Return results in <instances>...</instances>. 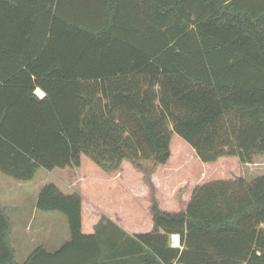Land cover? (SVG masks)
Instances as JSON below:
<instances>
[{
	"label": "trees",
	"instance_id": "1",
	"mask_svg": "<svg viewBox=\"0 0 264 264\" xmlns=\"http://www.w3.org/2000/svg\"><path fill=\"white\" fill-rule=\"evenodd\" d=\"M174 134L203 163L264 154V0H0V173L129 161L148 172L153 233L179 235L175 264H264V174L206 181L183 212L159 208L151 171H176ZM35 206L63 215L70 238L21 264L94 263L80 194L48 181ZM10 225L0 207V264H19Z\"/></svg>",
	"mask_w": 264,
	"mask_h": 264
},
{
	"label": "crops",
	"instance_id": "2",
	"mask_svg": "<svg viewBox=\"0 0 264 264\" xmlns=\"http://www.w3.org/2000/svg\"><path fill=\"white\" fill-rule=\"evenodd\" d=\"M34 93L39 98L45 95L39 87L35 88ZM220 160L239 166L235 157L219 158L210 163H203L198 158L195 163L197 167L207 169L205 166L218 164ZM86 165H92L99 171L82 170L75 174V169H83ZM170 167L168 161L159 165L151 175L155 197L162 211L183 212L196 175L191 177V172L181 169L182 173L173 179L174 173ZM179 168L183 166L179 165L175 169ZM121 179L118 171L105 173L85 157H82L77 168L54 169L47 173L39 169L30 181H17L0 173V207L11 223L9 240L14 250V260L23 263L38 246L55 251L70 238L68 224L61 219L60 213L42 212L35 206L40 188L51 181L62 192H76L82 198L81 229L85 234L96 232L94 244L85 252L94 259V263L89 264H175L174 250L183 249L179 235L166 234L161 229L153 233L149 189L145 188L143 193L130 194V203L126 204L128 201L124 203L125 191ZM201 179L203 183L210 181ZM101 216L108 220L99 222ZM137 234L149 235L141 240ZM16 253L20 256L17 257ZM74 254L69 253L68 257Z\"/></svg>",
	"mask_w": 264,
	"mask_h": 264
},
{
	"label": "rangeland",
	"instance_id": "3",
	"mask_svg": "<svg viewBox=\"0 0 264 264\" xmlns=\"http://www.w3.org/2000/svg\"><path fill=\"white\" fill-rule=\"evenodd\" d=\"M177 141H182L181 143H178ZM185 143L178 135L174 134L173 135V140L171 143V161L172 163L174 162L175 166L179 167L183 166V168H179L178 170L174 171L172 178L175 179L176 176L180 175L182 172L181 169H183L184 171L186 170V172H191L193 174L194 177L196 175V179L193 182V185L196 186L205 180H213L214 178H234V177H238V176H243L247 179H251L253 177L259 176L261 174H264V154L263 155H256L253 157L252 162L247 164H240V166H233L232 164L226 162L223 163L220 162L218 164H210L208 166H205L207 169L204 168H200L197 167L198 164H196L195 160H197V155L195 154L194 150H191L189 148V146L185 144ZM87 161H90L88 158H86ZM186 165V166H184ZM150 165L147 164L146 166V170L147 168L149 169ZM87 167V168H85ZM184 167H187L186 169ZM82 170L85 171H99V170H95L94 167L92 165H86L84 166V168L82 169H78V170H74L75 174H78L77 172H81ZM157 170V167H155L152 171H151V175L154 173V171ZM45 171V170H43ZM119 173H121V183H122V188L125 191L124 194V203H130V198L132 197L131 195L133 193H138V192H144L145 188L149 189L148 184H147V179L146 176L148 177V172H140L138 169H136L129 161H124L121 165V167L117 170ZM206 172V174H205ZM45 173H47L45 171ZM71 173V172H70ZM58 173H56L57 175ZM205 174V176H204ZM52 175V174H49ZM55 175V178H57ZM200 175L202 176L200 178ZM40 177L37 176V179ZM51 179V177H50ZM141 183V184H138ZM131 194V195H130ZM61 219L63 221H66V218L61 215L60 216ZM35 241H33L34 243ZM18 251V250H17ZM16 256L19 257L20 254L16 253ZM18 260V259H17Z\"/></svg>",
	"mask_w": 264,
	"mask_h": 264
}]
</instances>
